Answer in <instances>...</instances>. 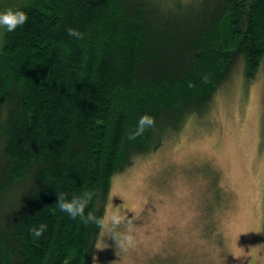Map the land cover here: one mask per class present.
Listing matches in <instances>:
<instances>
[{"label":"trees","instance_id":"trees-1","mask_svg":"<svg viewBox=\"0 0 264 264\" xmlns=\"http://www.w3.org/2000/svg\"><path fill=\"white\" fill-rule=\"evenodd\" d=\"M9 7L28 21L0 45V264H94L100 230L61 212L57 193L91 191L103 216L117 174L208 114L237 74L264 72V0H0ZM146 113L155 126L130 141Z\"/></svg>","mask_w":264,"mask_h":264},{"label":"rangeland","instance_id":"rangeland-1","mask_svg":"<svg viewBox=\"0 0 264 264\" xmlns=\"http://www.w3.org/2000/svg\"><path fill=\"white\" fill-rule=\"evenodd\" d=\"M114 212L134 247L118 257L101 234L94 264H264V72L237 74L208 114L117 174Z\"/></svg>","mask_w":264,"mask_h":264},{"label":"clouds","instance_id":"clouds-1","mask_svg":"<svg viewBox=\"0 0 264 264\" xmlns=\"http://www.w3.org/2000/svg\"><path fill=\"white\" fill-rule=\"evenodd\" d=\"M28 21L27 13L18 7H9L6 10L0 11V27L6 29L8 32L15 31L18 27L24 25ZM67 34L69 37L77 40L84 39L85 34L76 28H68ZM155 117L150 114L142 115L134 131L130 132L128 139L135 141L138 137L142 136L146 130L155 126ZM93 198L91 191H86L79 195H73L70 199L66 193H57L56 203L61 212L67 213L70 217H79L86 224L95 225L102 235L112 237L115 241V247L117 249L116 255L119 257L120 252H126L129 248L134 247V236L131 234V229L127 228L121 232L119 229L125 222L130 223L131 219L123 217L119 213H112L110 216L105 213L103 216H98L88 206ZM47 226L45 224L39 225V227H33L31 232L33 237L39 238L46 231ZM98 249H102L97 247ZM69 259L66 258L63 264H69ZM113 261V264H115Z\"/></svg>","mask_w":264,"mask_h":264}]
</instances>
